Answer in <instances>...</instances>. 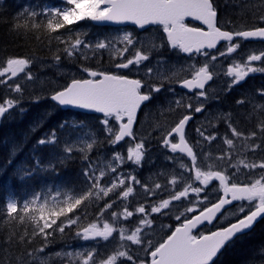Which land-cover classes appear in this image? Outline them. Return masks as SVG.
I'll use <instances>...</instances> for the list:
<instances>
[{
	"label": "snow or ice",
	"instance_id": "1",
	"mask_svg": "<svg viewBox=\"0 0 264 264\" xmlns=\"http://www.w3.org/2000/svg\"><path fill=\"white\" fill-rule=\"evenodd\" d=\"M232 4L240 8L234 19L222 13L218 0H61L59 6L24 7L15 14L11 30L34 35L52 53L53 63L41 67H58L64 58L87 77L70 73L64 85L48 81L52 91L47 98L57 108L92 110L103 118L98 130L83 120L62 121L59 132L68 130L63 138L53 129L37 141L51 149L47 162L34 154L31 166L25 163L14 173L23 179L45 168L55 172L77 157L86 164L78 184L0 203V264H51L57 259L61 264H214L224 248L264 217V88L236 99L240 111L208 113L194 129L193 143L186 132L210 100L218 101L250 75L264 74V49L241 52L246 41L264 43V0ZM186 17L203 26L190 27ZM81 21L131 22L144 35L124 31L88 41L87 31L78 26ZM165 48L187 54L186 59L171 63L161 55ZM104 53L107 68L99 67ZM226 60L231 62L224 67ZM38 62L35 54L9 55L0 64V86L6 90L0 97V122L13 112L26 113V93L34 103L45 98L34 94L37 84L44 88L46 83L31 70ZM92 62L97 67L88 66ZM221 77L226 86L211 88L210 82ZM177 84L192 95H179ZM162 91L173 99L161 116L187 114L171 124L155 123L156 139L170 151L165 159L173 166L141 179L151 133L140 136L134 126L142 105ZM121 142L127 144L126 153L116 150ZM20 150L14 146L0 170L11 166ZM221 217L227 226L201 231ZM162 218L175 226L157 225ZM69 234L91 244H68L67 250L45 255L57 237L64 240Z\"/></svg>",
	"mask_w": 264,
	"mask_h": 264
},
{
	"label": "rangeland",
	"instance_id": "2",
	"mask_svg": "<svg viewBox=\"0 0 264 264\" xmlns=\"http://www.w3.org/2000/svg\"><path fill=\"white\" fill-rule=\"evenodd\" d=\"M60 2H61V0H50V2H46V3H34L32 1H25L23 6L24 7H32V8L39 10V8L41 6H59ZM218 3L222 5V9H221L222 13L230 14L225 9V7H227V5L224 4V0H218ZM236 8H239V7L236 6ZM78 26L80 28H82L83 30L87 31L88 35L85 37V39L88 41H95L97 38H103L105 36H110V35L114 36L120 32H124V31L133 32L135 35H138V36L144 35V33L142 31H138L136 28H134L132 26H117V27L104 26V27H101V26H95L91 22H85V21L79 22ZM153 27H155V26H153ZM247 45H249V44L244 43L242 45L241 52H244L246 49H254V50L264 49V43L251 44L250 48H248ZM161 55L165 56L173 64H176L178 62L183 63V61L186 59V56L181 55L180 53H177L175 51H169L167 48H165L162 51ZM154 59L155 58L153 57V61H151V62H154ZM197 59L199 60L200 58H197ZM229 62H231V61L226 60L224 62V67H226L227 63H229ZM41 63L52 64L53 61H52V58H49L46 60H40V62L35 63L31 66V70L36 74V76L40 80H44L46 82L45 86H46L48 81H54L59 85H64L66 82L70 81V79H71V76L69 75L70 73H75L76 78H82L83 77L79 72H77L76 64H73L72 62H70L67 59L62 58V61L58 67H41ZM148 63H150V62H148ZM94 64L97 66V64L95 62H92L88 66L93 67ZM99 67H101V68L110 67L109 58H108L107 53H104L103 61L99 65ZM61 73H63V74H61ZM21 76H23V74H21ZM133 77H135V76H133ZM262 77H264V74H260V73L250 75L248 78H246V80L244 82H242L240 85L234 87L232 89V91L230 92V94H233L234 92L241 91L240 87L243 85H245V86L249 85L250 84L249 83L250 78H251V90L256 92L260 87V85H258L256 82L258 80L262 79ZM224 86H226V78H224V77H221L219 80L214 79L212 81V83L210 84L211 88L217 89V90L221 87H224ZM253 86H256V87H253ZM174 87H175L176 92L179 95H181V96H183L185 94L188 95V93L181 90L177 85H174ZM50 91H52V85L50 87ZM5 94H6L5 87L0 86V97H3ZM30 94L31 93H26V99H25L24 103L22 104V107L27 109L26 113H27L28 118H29L28 119L29 122L27 121L26 136H24L23 132L17 128V134L19 135V138L21 139V141H19V140L14 141L12 139L13 134L8 133L11 130L10 129L8 130L7 128L10 127V123H13L15 127L16 126L20 127L19 123L22 121V116H20L16 112H13L12 116L14 117V115H18L17 119H13V117L11 116V117H6L2 122H0V130L2 132H5V129L7 130V136H5V139L3 142H5V144L9 147L10 152L12 151V148L16 145H19L21 148L22 142H24L25 140H28V137L32 135L33 129L35 130L47 118L46 114L52 112L56 108L54 106V103H47V102H46L47 104L44 103V99H41L39 102H35V103H38V104H35L31 100L27 99V96ZM34 94L44 95L43 88H41L39 86V84H37L36 87L34 88ZM217 94H219V93L217 92ZM170 99H173V97L167 91H162L161 93L156 94L150 102H148L146 105H144V107L141 110L140 115H139L138 124L134 128L137 131L138 135H140V136H146V135L148 136V134L151 133L150 143L146 144V147L149 149L148 154H147L149 159L146 160V162L143 164V167L139 170V173H138L141 179H144L149 174L155 173L160 169L167 170V169L172 168V166H173L170 161H167L165 159L166 156L171 155L170 151L161 147L159 141L156 139V137L159 135V133L156 131H153L155 123L167 120V122L169 124H171L180 115L185 113V112L181 113L178 111L174 114H168L164 117L161 116V114H160L161 109L166 108L168 106L167 101ZM226 99H227L226 95H222V96H220V99L218 101L217 100H210L206 106L207 111L205 113L196 114L194 121L192 122V124L188 128L187 135L189 138V142L193 143L195 141L196 136H195L194 129L204 120L205 116L208 113H211L214 116L216 114L217 110H222L224 112H228L231 110L225 102ZM260 99L261 98L258 97V100H260ZM217 105H221L222 108H217ZM35 106H37V107H35ZM33 108L38 113H41V116L40 115H38L39 117L34 116L35 114H32ZM42 116H45V117H42ZM102 118H103V116L91 117V118H86V119H78L74 116H70V118L68 120H70V121L71 120H77V121L83 120V121H86L89 125H91L93 130H98L100 128L99 120ZM190 129H191L192 135L190 134ZM57 130H58V134L61 136V138H63L64 135L68 131L66 129L65 132L61 133V132H59V129H57ZM225 131H226L225 127H223L221 130H219L220 133H224ZM47 134L48 133L46 131H42L40 133V135L43 137L46 136ZM46 147H47V149L46 150L43 149V152L41 154V156L45 162H47V160L50 158V151H51V149L48 146H46ZM150 148H154V149L150 150ZM28 149H32L31 145H29ZM213 149L215 150V144L213 145ZM116 150L117 151H123L124 153H126L127 144L121 142V145L117 146ZM107 151L110 153L111 149H108ZM27 155L29 158V162H27L26 164L28 166H31L32 160H33V155H34L33 150H28ZM96 155H97V153L95 151L90 153V157L93 159L96 157ZM17 158H18L17 161L15 163L13 162V164L11 165L12 171L14 173L18 172L20 170L21 166L23 164H25V161L23 159H21L20 156ZM45 170H47V168H45L43 170H39V172L44 173ZM16 177L19 180H22L18 177V175H16ZM59 185H61V183L58 180H52V179L44 180L40 177L38 179V187L35 190H31L28 188H19L15 192V195L19 199H24V198L30 197L33 194V192L45 191L49 188H53V187H56ZM8 197L13 198V196H11V195H9ZM225 215L227 216V213ZM105 218H107V217H105ZM219 221L222 223L226 222L224 217H221ZM58 238L59 237H57V239ZM71 238H72V235H71ZM68 244H70L72 248H79L81 245H90L91 242L74 240L73 243H67L65 245L59 246L57 249H49V248L45 249V255L48 253H54L56 251H60L61 249L67 250L65 248V246ZM258 253H264V247L261 250H259ZM258 253L255 254L254 256H252L247 261H245V262L243 261V264H245V263L246 264H264V258H262ZM51 264H61V262L57 259V260H53L51 262Z\"/></svg>",
	"mask_w": 264,
	"mask_h": 264
},
{
	"label": "trees",
	"instance_id": "3",
	"mask_svg": "<svg viewBox=\"0 0 264 264\" xmlns=\"http://www.w3.org/2000/svg\"><path fill=\"white\" fill-rule=\"evenodd\" d=\"M25 1H32L34 3L50 2V0H0V21H8L0 22V64H2L4 59L7 58L9 55L35 54L40 58V60L52 58V53L47 49V47L42 45L40 41L35 38L34 35H23L20 33L13 32L11 30L12 18L19 10L24 7L23 4ZM235 8L236 6L232 4V0H229L227 7H225L226 11H228V13L232 15L233 19L235 18V13H238L240 11V8ZM93 67L97 66L94 64ZM256 83L260 85L259 89L264 88V77H262V79L258 80ZM50 87L51 84L47 83L46 86L43 88L45 96L44 103H52L51 100L47 98V93L50 92ZM249 91L250 89L247 88L245 92L234 94L231 97L227 98V101L225 100V102H228L227 105L233 112L240 111L239 109H237L236 106H234L235 100L240 98L242 95L248 93H256L252 90L250 92ZM32 111V114H35L34 116H41V113H38L34 108L32 109ZM73 115L78 119H86L91 118L93 115L96 114H90L81 111H74L71 109H62L56 107L52 112H50V114H46L47 118L42 122L41 125H39L35 130H33L32 135L28 137V140L22 142V150L18 151L14 163L17 161V157L19 156L25 161V163L29 162V158L27 155L28 150H33V154L39 156L41 160L44 161L41 154L43 152V149L46 150L47 147L37 146V141L43 137L40 135V133L42 131L50 133L53 129H58V126L62 121L68 120L70 116ZM24 116L25 115L23 114L22 121L19 123L20 125H23ZM17 118L18 115H14L13 119ZM7 129L11 130L8 133L13 134L12 139L14 141H21L19 136L16 135L17 130L13 123H10V127ZM5 136H7V130L5 129V132H2L0 130V166H4L6 164V161L9 158L10 154L9 147L5 144V142H3ZM29 145H31L32 149H28ZM85 166L86 164L82 163L81 159L77 157L72 161L68 162L67 165L64 167L58 166L57 171L55 172H53L51 169H47L44 173H40L38 170L34 172L31 176H26L22 180H19L16 175H14V172L12 171V166H8L6 170H0V203H2L4 199L9 195L13 196V198H18L15 195V192L19 188H28L31 190H35L38 187V179L40 177L44 180H58L61 184H78L82 180V176L80 175L81 169ZM226 223L227 222L222 223L220 221H217L215 226H206L205 228L201 229V231H212L216 229V227L224 226ZM156 224H172L173 226H175L174 221L167 218L157 220ZM71 235L72 234H69L70 237L68 236L64 240L58 238L57 241L51 244L48 248L57 249L59 246L65 245L67 243H73L74 240L71 238ZM159 235L164 236V238L166 237L164 233H160ZM2 238V235H0V239ZM38 244L39 241H37V244L33 246H38ZM263 247L264 217L259 220L250 231H248L244 235L238 236L231 245L224 248L221 253H219L218 256L214 258V264H243V261L245 262L250 259L252 256L257 254L258 251L261 250Z\"/></svg>",
	"mask_w": 264,
	"mask_h": 264
},
{
	"label": "flooded vegetation",
	"instance_id": "4",
	"mask_svg": "<svg viewBox=\"0 0 264 264\" xmlns=\"http://www.w3.org/2000/svg\"><path fill=\"white\" fill-rule=\"evenodd\" d=\"M185 23H187L189 26H191V27H200V25L197 23V22H192V21H190V20H185ZM126 26H131V25H126ZM101 27H104V26H101ZM115 27H117V26H115ZM132 27H134V26H132ZM134 28H136V27H134ZM137 29V28H136ZM138 31H141V30H139V29H137ZM245 43H247V44H249V45H247L248 46V48H250L251 47V40L250 41H246ZM218 47H219V45H218ZM181 55H184V56H186L187 54H182V53H180ZM121 74H127V73H121ZM83 77H85V76H83ZM131 78H136V77H131ZM212 82H210V84H211ZM249 85H247V86H245V85H243V86H241L240 87V89H241V91H239V92H234L233 94H229V95H226V97L227 98H229V97H231L232 95H234V94H238V93H241V92H244L247 88H249L250 89V91H251V78H250V81H249ZM177 86L179 87V85L177 84ZM253 87H256V86H253ZM180 88V87H179ZM181 90H183L184 92H186V93H188V96H191L192 95V93L191 92H187V91H185L184 89H182V88H180ZM194 91V90H193ZM222 96V95H221ZM52 102V101H51ZM53 103V102H52ZM148 102H146L144 105H146ZM144 105H142V107H141V109L138 111V116H137V124H138V121H139V115H140V112H141V110L143 109V107H144ZM217 108H222V106L221 105H217ZM75 111V110H74ZM184 114H187L186 112L184 113ZM74 116V115H73ZM100 116H103V115H93L92 117H100ZM75 117V116H74ZM195 117H196V114H194V118H193V120L192 121H190V123H189V125H188V127H187V129H186V132L188 133V128H189V126L192 124V122L194 121V119H195ZM29 118H28V115H25L24 116V119H23V125H20V127H18V126H16L15 128H16V130H17V128L20 130V131H22L23 132V135L24 136H26V132H27V121H29L28 120ZM137 124L135 125V126H137ZM18 125V124H17ZM135 126H134V128H135ZM219 127H218V130H220V129H222V128H220V127H224L222 124H220V125H218ZM16 135H18L17 133H16ZM19 136V135H18ZM127 139V138H126ZM191 143V142H190ZM154 148H150V150H153Z\"/></svg>",
	"mask_w": 264,
	"mask_h": 264
},
{
	"label": "water",
	"instance_id": "5",
	"mask_svg": "<svg viewBox=\"0 0 264 264\" xmlns=\"http://www.w3.org/2000/svg\"><path fill=\"white\" fill-rule=\"evenodd\" d=\"M190 20V21H192V22H197L199 25H200V27L201 26H203L202 24H201V22H199V21H195L193 18H191V17H186L185 18V20ZM94 24H97V23H95V22H93ZM105 24H111V25H131V26H134V27H136L137 29H138V27L137 26H135V25H133L131 22H127V23H124V24H115V23H105ZM191 27V26H190ZM206 27V26H205ZM140 30V29H139ZM251 41H253V40H251ZM70 82V81H69ZM180 87V86H179ZM181 88V87H180ZM183 89V88H182ZM185 91H187V92H189V90H187V89H184ZM62 109H72V110H78V111H81V112H85V113H96V112H94V111H92V110H84V109H77V108H62ZM97 114H101V113H97ZM101 115H103V114H101ZM263 218V217H262ZM261 218H259L258 220H260ZM224 226H227V224L226 225H224ZM221 227H223V226H221ZM214 230H216V229H214ZM214 230H212V231H214Z\"/></svg>",
	"mask_w": 264,
	"mask_h": 264
},
{
	"label": "bare ground",
	"instance_id": "6",
	"mask_svg": "<svg viewBox=\"0 0 264 264\" xmlns=\"http://www.w3.org/2000/svg\"><path fill=\"white\" fill-rule=\"evenodd\" d=\"M23 2V1H22ZM33 6V5H32ZM245 92V91H244ZM250 92V91H249ZM242 93V92H241ZM244 94V93H243ZM240 95V94H239ZM240 97V96H239ZM227 101V100H226ZM53 102V101H52ZM54 103V102H53ZM228 103V102H227ZM226 103V104H227ZM50 105V104H49ZM225 105V104H224ZM228 106V105H227ZM235 106V105H234ZM50 114V113H49ZM24 115H26V113L24 114ZM164 117V116H163ZM170 118V117H169ZM219 127V126H218ZM223 128V127H222ZM221 130V129H220ZM192 133V132H191ZM192 135V134H191ZM147 136V135H146ZM159 136V135H158ZM26 149V148H25ZM6 150V149H5ZM158 155V154H157ZM23 163V162H22ZM70 237V236H69ZM57 252V251H56ZM55 253V252H54Z\"/></svg>",
	"mask_w": 264,
	"mask_h": 264
}]
</instances>
